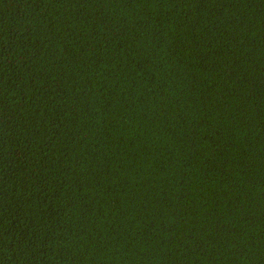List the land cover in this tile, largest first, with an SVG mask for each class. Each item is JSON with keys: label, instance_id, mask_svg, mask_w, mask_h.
<instances>
[{"label": "trees", "instance_id": "1", "mask_svg": "<svg viewBox=\"0 0 264 264\" xmlns=\"http://www.w3.org/2000/svg\"><path fill=\"white\" fill-rule=\"evenodd\" d=\"M0 264H264V0H0Z\"/></svg>", "mask_w": 264, "mask_h": 264}]
</instances>
